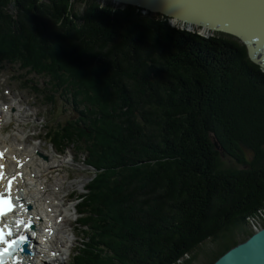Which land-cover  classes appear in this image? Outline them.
<instances>
[{
  "label": "trees",
  "instance_id": "obj_1",
  "mask_svg": "<svg viewBox=\"0 0 264 264\" xmlns=\"http://www.w3.org/2000/svg\"><path fill=\"white\" fill-rule=\"evenodd\" d=\"M105 1L0 0V70L43 76L55 108L66 94L76 116L48 136L94 169L71 264H212L264 227V68L231 34ZM211 131L251 167L221 170Z\"/></svg>",
  "mask_w": 264,
  "mask_h": 264
},
{
  "label": "rangeland",
  "instance_id": "obj_2",
  "mask_svg": "<svg viewBox=\"0 0 264 264\" xmlns=\"http://www.w3.org/2000/svg\"><path fill=\"white\" fill-rule=\"evenodd\" d=\"M110 1L113 5H117V3H119L115 0ZM102 2L105 3L106 1L102 0ZM84 8V2L77 1V3H75V9L78 14H81L84 11ZM153 14L154 16H156V12H153ZM170 21L173 25L180 26L192 31L195 30L196 32H199L200 34L202 33V35L205 36L223 35V32L213 30L208 31L206 29L204 30L198 25L184 23L178 21L177 19L171 18ZM18 64L7 65L4 69L0 70V105L6 103L7 105H12L15 110L12 108L11 114L14 113L17 115L18 113H24L25 115H28V119L24 121L25 126H20V130L17 129V122L15 120H12V123L9 126H5V129L0 136V144L7 145L13 151H19L21 148L33 149V144H40L42 145L41 151L52 154V157L49 159L51 163L56 165L58 163V160L64 161L63 169H58L56 166L51 170L41 168L40 173L44 174L45 178L43 175L41 176V178L43 179L50 178L59 180L57 182L59 188L58 186H53L54 188H56V191H59L61 193L56 202L61 204L60 199L69 193L66 200L62 203V219L60 220L66 219L68 221V225L66 226L65 230L70 234L69 237L71 238V240H68L66 232L63 235L64 238L68 240V245L70 246V248H68L67 253L63 251V253L60 254L62 255V260H54L51 263L69 264L68 260L70 261L76 251V247L79 245V242H81L85 237L83 232L81 231L80 225L76 224L77 212L75 206L77 202L73 201L69 197L71 193L75 194L76 196L77 194L81 195L87 192L85 187L93 177L94 169L89 167L85 163L83 153L79 151L75 146H72L69 149H66L67 147L62 146L60 147V151H62L63 153H59V151L56 150L55 145L51 143V138L48 136V130L51 127H56L59 123L70 119L72 116H76L74 105L72 103H68L66 94L61 95V97H57V103L55 105L56 108L51 103H45L43 94L45 84L44 79L42 78L43 76L34 78V74H32L33 72H28L30 68L22 69ZM30 67L32 66L30 65ZM34 81L38 83L36 85L34 84V86L39 87L40 90H34L33 94L30 85H32V82ZM12 93L14 95H12ZM60 98L63 99L62 102H60ZM96 99L97 98L93 97L94 101L101 104L100 99ZM2 100H7L9 102L1 103ZM20 100L24 101L25 104L23 106H18V102ZM99 124L101 125V129L104 128L103 133H105L106 126L109 127L111 125L108 121H104V118L99 121ZM38 134L42 138H36ZM33 135H35V137H33ZM210 135H214L217 138V135L214 131H211ZM261 147L262 149H264V144H262ZM65 149L66 151H64ZM239 149L241 151H235V154L239 156V159L241 161L242 159L247 161V164L244 162H239V160L235 156H231L229 153H227L224 150L223 146L222 149H217L219 151V163L221 170L229 171L234 169H248L251 167V164L255 160L254 149L248 144L240 142ZM37 151L38 150H36V152ZM76 158L78 159L76 160ZM38 159L45 161L42 157H38ZM44 170L46 171L44 172ZM40 188L43 189V186H40ZM57 220L59 219L57 218ZM61 223H64V221Z\"/></svg>",
  "mask_w": 264,
  "mask_h": 264
},
{
  "label": "bare ground",
  "instance_id": "obj_3",
  "mask_svg": "<svg viewBox=\"0 0 264 264\" xmlns=\"http://www.w3.org/2000/svg\"><path fill=\"white\" fill-rule=\"evenodd\" d=\"M184 3L187 12L195 17H201L206 21H217L243 32V34L247 36V39L251 41L254 50L264 56V0H184ZM201 28L204 30L206 29L205 27ZM20 67L25 69L24 66ZM24 104L23 100L18 102V106H23ZM12 108L15 110L13 106H11V109ZM10 114L11 111L9 112L8 118L4 114L2 126L5 125L7 127V122L11 119L17 122L18 130H20L21 125L25 126L24 121L28 119V115L24 113H18L17 115L14 113ZM33 137H35V135H33ZM36 138L42 137L38 134ZM41 146L40 144H33V149H25V151L19 153L16 151L13 152V155L16 156L18 160L19 156L24 158L30 157L28 160H22L19 165L21 177L11 175L9 170L2 169V167H0V174L2 172L4 174L8 173L9 177H13V183L15 182L17 186V192H15L17 197L15 200L23 202L25 205H28V203L32 205V218L38 223V226H40L41 234L39 235V240L41 242L37 248L38 258L35 262L33 261L32 264H51L54 258H49L48 254L53 255L54 253L52 250L62 254L64 248L67 247L65 253L68 252V240L71 239L69 237L70 234L65 230L68 221L64 219V223H61L57 218L60 215L62 216L61 206L69 193L60 199L61 204H59L56 200H58L61 193L56 191V188L53 187L58 186L59 188L57 183L59 180L56 178V180L41 178L42 175L44 176L43 173H40L41 168L46 170H51L55 166L58 169L64 168V161L62 160H58L56 165L51 163L49 159L52 157V154L41 151ZM0 149L4 152L3 157H0V163L3 164V160H5L7 153L6 150L3 149V146H1ZM36 150H39L38 154ZM37 155L41 156L45 161L38 159ZM12 164L13 162L10 161V165ZM46 170H44V172ZM40 186H43V189H41ZM259 226L256 225L254 228L258 231L261 229L258 228ZM65 232L68 236V240L64 238L63 234ZM56 260L59 261L60 257Z\"/></svg>",
  "mask_w": 264,
  "mask_h": 264
},
{
  "label": "water",
  "instance_id": "obj_4",
  "mask_svg": "<svg viewBox=\"0 0 264 264\" xmlns=\"http://www.w3.org/2000/svg\"><path fill=\"white\" fill-rule=\"evenodd\" d=\"M132 4L167 17L180 19L183 22L205 27L207 30L231 34L242 40L249 50L250 58L264 68V56L256 52L247 36L238 29L217 21H206L187 12L184 0H115ZM217 149H222L219 140L211 136ZM212 264H264V227L256 231L245 241L235 245Z\"/></svg>",
  "mask_w": 264,
  "mask_h": 264
},
{
  "label": "flooded vegetation",
  "instance_id": "obj_5",
  "mask_svg": "<svg viewBox=\"0 0 264 264\" xmlns=\"http://www.w3.org/2000/svg\"><path fill=\"white\" fill-rule=\"evenodd\" d=\"M113 5V4H112ZM124 5H132V4H124V3H121V2H119V3H117V5H113L114 7H117V6H124ZM136 6V5H135ZM137 7H139V6H137ZM142 8V7H141ZM144 9V8H143ZM145 11L144 12H147V11H150V10H148V9H144ZM150 12H152V11H150ZM153 13V12H152ZM158 13H156V15H157ZM161 14V13H160ZM163 17H167V16H165V15H163V14H161ZM168 19H169V21H170V17H168ZM174 19V18H173ZM178 21H181V22H183L182 20H180V19H177Z\"/></svg>",
  "mask_w": 264,
  "mask_h": 264
}]
</instances>
